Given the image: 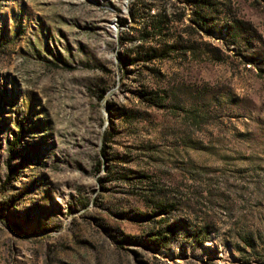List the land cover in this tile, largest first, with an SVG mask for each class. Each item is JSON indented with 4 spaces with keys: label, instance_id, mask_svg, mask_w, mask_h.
I'll list each match as a JSON object with an SVG mask.
<instances>
[{
    "label": "rangeland",
    "instance_id": "374dc122",
    "mask_svg": "<svg viewBox=\"0 0 264 264\" xmlns=\"http://www.w3.org/2000/svg\"><path fill=\"white\" fill-rule=\"evenodd\" d=\"M132 1L0 0V264H264V0Z\"/></svg>",
    "mask_w": 264,
    "mask_h": 264
},
{
    "label": "trees",
    "instance_id": "16d2710c",
    "mask_svg": "<svg viewBox=\"0 0 264 264\" xmlns=\"http://www.w3.org/2000/svg\"><path fill=\"white\" fill-rule=\"evenodd\" d=\"M193 4L192 22L199 24L204 18L205 14L202 10L204 7L214 9L217 2L215 0H188ZM172 4V2H170ZM137 0H133L130 6V12L135 14L137 7ZM149 5H146L148 9ZM184 6L181 5V10L170 12L163 7H159L156 11L148 14L147 19L144 20L139 27L135 29L136 43L132 46L131 58L136 63L150 62L153 64L155 58L160 59L168 56L171 52L179 51L186 52V45L181 42V39L172 34V21L180 22L182 10ZM152 66V65H151ZM151 68V67H150ZM101 154H104L102 149Z\"/></svg>",
    "mask_w": 264,
    "mask_h": 264
}]
</instances>
